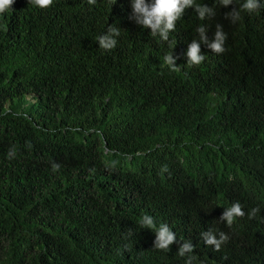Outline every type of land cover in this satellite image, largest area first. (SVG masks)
<instances>
[{"label": "trees", "instance_id": "obj_1", "mask_svg": "<svg viewBox=\"0 0 264 264\" xmlns=\"http://www.w3.org/2000/svg\"><path fill=\"white\" fill-rule=\"evenodd\" d=\"M197 3L215 16L187 9L167 42L129 18L130 0H15L0 15V264H185L178 243L153 249L144 214L192 242L193 264L208 230L230 237L207 246L210 264H264V7L232 23L233 6ZM217 24L225 52L202 44L187 64L196 29L212 40ZM235 202L246 215L219 222Z\"/></svg>", "mask_w": 264, "mask_h": 264}, {"label": "clouds", "instance_id": "obj_2", "mask_svg": "<svg viewBox=\"0 0 264 264\" xmlns=\"http://www.w3.org/2000/svg\"><path fill=\"white\" fill-rule=\"evenodd\" d=\"M28 4H32L40 9H47L51 7L54 0H27ZM222 8L232 7V11L225 13V18L230 19L232 23H236L241 18V13H255L259 11L264 5H261L259 0H242L239 6H236L235 0H218ZM15 0H0V15L12 9ZM96 0H88L89 5H94ZM132 14L129 17L138 26L150 29L152 36H159L161 40L169 41V34L176 29V23L185 14L189 8L194 9L198 19L205 20L211 19L215 16V11L212 7L205 4L197 3V0H130ZM199 40L193 39L188 45L187 64L200 65L205 60V55L201 52V45H205L212 53L223 54L225 52V42L227 34L223 31L222 25L217 24L216 30L212 40L208 39V29L205 26H200L196 29ZM120 36V28L113 25L108 26L107 30L96 38L99 48L105 51L114 49L118 43L117 38ZM179 56H174L173 51L164 56V63L170 68L171 71L181 70V66L177 67L176 63ZM28 147H31L30 142ZM17 155L15 146L11 147L7 153L8 159H14ZM61 165L52 163L53 172L59 171ZM161 172H168L167 165L162 166ZM259 208H253L247 213L249 219H253L259 213ZM246 215L243 206L239 202L232 203L229 207L225 208L222 215L219 217V222H226L228 226L233 225L237 218H243ZM140 226L142 229H148L155 233V240L153 242V249L169 252L174 243H178L177 254L180 257L187 255L188 259L185 264H193L195 256L194 246L190 240L177 241L176 233L172 228L164 222L157 223L156 219L149 215L144 214L140 218ZM132 229H128L130 235ZM201 238L207 246H212L215 251H220L221 247L226 244L230 237L224 232L218 234L212 230L202 232ZM203 246L198 254L196 261L202 264H210L209 257L212 254L211 249Z\"/></svg>", "mask_w": 264, "mask_h": 264}]
</instances>
